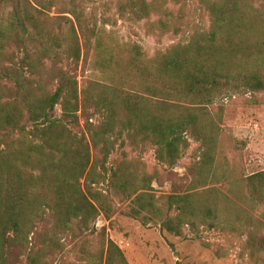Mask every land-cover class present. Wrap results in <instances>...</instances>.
<instances>
[{
  "label": "trees",
  "instance_id": "trees-1",
  "mask_svg": "<svg viewBox=\"0 0 264 264\" xmlns=\"http://www.w3.org/2000/svg\"><path fill=\"white\" fill-rule=\"evenodd\" d=\"M199 2L208 26L146 57L136 44L115 52L75 0H0V264L13 247H27L47 218L46 246L68 231L86 237L100 212L109 215L111 191L126 202V215L175 236L185 226L192 238L201 229L245 234L251 262L264 264V170L236 179L226 163L214 164L216 124L206 109L228 91L264 92V0ZM157 9L148 0L119 3L135 20ZM154 22L167 29L162 18ZM13 49L22 50L17 62ZM89 52L99 77L80 85L76 70ZM80 117L78 133L69 124ZM189 136L204 151L195 184L162 202L143 162L109 160L125 138L172 167ZM208 180L227 186L204 188ZM102 242L82 250L86 264H129L115 242Z\"/></svg>",
  "mask_w": 264,
  "mask_h": 264
},
{
  "label": "rangeland",
  "instance_id": "rangeland-1",
  "mask_svg": "<svg viewBox=\"0 0 264 264\" xmlns=\"http://www.w3.org/2000/svg\"><path fill=\"white\" fill-rule=\"evenodd\" d=\"M123 0H75L87 20L102 32L104 41H112L116 51L136 44L146 57L163 52L171 45L184 42L194 29L205 28L209 17L199 0H148L158 9L147 18L135 20L119 10ZM51 15L55 14L52 8ZM162 18L167 29L160 31L154 22ZM13 62L22 57V50H10ZM92 53V52H91ZM79 62L76 70L79 84L97 79L99 73L93 70V55ZM124 64L126 58H118ZM8 63V62H7ZM264 92L228 91L217 96L212 104L206 106L216 124V143L213 153L214 164L226 163L236 179L264 170ZM53 115L61 117L58 105ZM100 117L95 114L90 122L96 124ZM85 120L80 117L79 125L69 124L75 132L84 131ZM122 137L118 143L123 140ZM203 147L193 137H188L187 148L177 163L168 167L155 159L150 147L132 148L127 139L111 153L110 162L125 155L127 159H137L145 164L146 171L152 175L151 186L154 195L162 202L172 193H185L195 184L196 165L203 157ZM83 181V180H81ZM227 186L224 180H208L204 188ZM107 188V184L100 185ZM110 213L100 212L93 222L92 233L85 232L81 238H74L71 232L58 234L57 243H48L44 235L52 221L45 219L36 225V233L29 238L27 247H13L6 264H29L38 258V264H86L82 250H95L102 246V239H110L122 250L129 264H253L246 247V235L237 232L223 233L216 230L201 229L200 238H192L188 227L183 235L175 236L158 225L141 224L125 214L126 202L111 191ZM85 240V242H84ZM85 244V248L81 247Z\"/></svg>",
  "mask_w": 264,
  "mask_h": 264
}]
</instances>
